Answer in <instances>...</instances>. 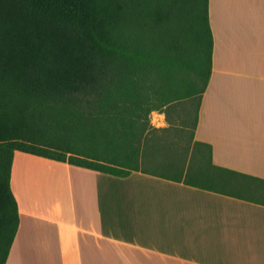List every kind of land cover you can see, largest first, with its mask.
<instances>
[{
    "label": "trees",
    "instance_id": "obj_1",
    "mask_svg": "<svg viewBox=\"0 0 264 264\" xmlns=\"http://www.w3.org/2000/svg\"><path fill=\"white\" fill-rule=\"evenodd\" d=\"M213 51L209 0H0V264L20 224L17 150L126 177L174 146L175 126L154 127L152 112L169 118L187 102L196 108L186 110L184 148L206 150L208 165L195 170L191 156L178 181L253 195L242 180L260 179L213 164L212 147L193 144Z\"/></svg>",
    "mask_w": 264,
    "mask_h": 264
},
{
    "label": "crops",
    "instance_id": "obj_2",
    "mask_svg": "<svg viewBox=\"0 0 264 264\" xmlns=\"http://www.w3.org/2000/svg\"><path fill=\"white\" fill-rule=\"evenodd\" d=\"M209 17L213 69L193 144L210 145L213 164L260 179L242 180L253 195L178 181L190 159L167 163L175 173L141 167L120 177L17 150L20 224L5 264H264V0H209ZM181 107L169 118L152 112V125L183 132L184 119L172 122ZM193 165L207 166V153Z\"/></svg>",
    "mask_w": 264,
    "mask_h": 264
},
{
    "label": "rangeland",
    "instance_id": "obj_3",
    "mask_svg": "<svg viewBox=\"0 0 264 264\" xmlns=\"http://www.w3.org/2000/svg\"><path fill=\"white\" fill-rule=\"evenodd\" d=\"M190 103H184L182 104L181 108L176 111V113L172 114V122L173 123H179L180 124V119L182 121V119L187 118V108H191L192 109V113L194 112L193 109L196 108V101L193 103V108L191 107V105H189ZM190 115V113H189ZM187 116V117H186ZM194 114H192V117L189 118L190 120V124L188 125V127L186 128V126L184 127L185 130L183 132L180 133H171L170 138L173 140L174 146L171 149H164L162 150L161 153L154 155L152 157L147 158V160L141 164V167L153 172H158V173H162V174H171V173H175L176 170L174 168H171V166H169V162L172 163V165H176L178 162L183 160H187L190 159L192 156V159L195 160V162L198 161H206V150H204V152H199L197 149L192 150V148H190L189 150H186L184 147L187 146L188 144V140H189V134L191 133L192 130V124H193V117ZM160 118L156 117V120H158V122L160 123L161 121L159 120ZM168 125L167 119H166V125H159V127H166ZM185 149V150H184ZM197 150V154L196 153ZM197 155V156H196ZM181 159H180V158ZM166 159L167 161H165V163H158V162H151L152 160H156V159ZM203 158V159H202ZM150 159V160H149ZM184 162V161H183Z\"/></svg>",
    "mask_w": 264,
    "mask_h": 264
}]
</instances>
